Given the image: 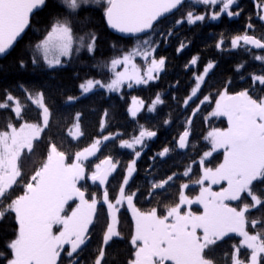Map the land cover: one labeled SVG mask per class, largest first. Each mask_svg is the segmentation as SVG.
Masks as SVG:
<instances>
[{
	"label": "snow or ice",
	"instance_id": "snow-or-ice-1",
	"mask_svg": "<svg viewBox=\"0 0 264 264\" xmlns=\"http://www.w3.org/2000/svg\"><path fill=\"white\" fill-rule=\"evenodd\" d=\"M191 5L205 6L206 13L188 10L173 21L175 27L170 26L167 31L161 29L169 14ZM254 8L257 9L255 19L248 17L244 33L231 38L230 49L222 35L216 44L218 50L231 51L249 45L264 50V32L259 37L255 35L256 20L264 28V0H256ZM91 10L100 11L108 28L121 38H135V43L130 49H117V54L104 64L111 74L107 81L85 78L78 84L80 94L66 97V106H74L87 94L97 91L111 94L120 93L125 86L129 89L147 86L166 70V58L157 56V51L162 42L176 34L180 25H196L209 18L216 21L222 14L231 19L239 17L243 11L239 0H0V56L22 38L36 17L48 11L44 33L30 57L34 69L54 73L81 53L94 59L98 34L93 29L76 27L77 22L83 23L81 16L87 20L86 13ZM183 50L181 43L177 52ZM253 59L260 62L261 69L259 73H248L247 88L231 92L233 81L226 79L216 93L218 98L210 115L226 118L227 127L211 128L204 137L210 148L203 151L200 159H193L182 173L153 180L146 193L126 189L136 171V160L142 154L137 146L142 149L145 140L155 138L157 131L140 125L138 135L120 140L119 147L133 150L135 159L126 166L117 194L110 196L106 186L117 172L119 162L108 156L96 163L94 169L86 162L96 156L102 143L118 137L104 135L96 139L90 147L75 152L74 162L67 163L66 153L46 135V130L50 131L55 123L51 96H46L43 89L34 91L21 86L22 99L5 89L0 98V110L10 112L12 117L0 129V223L9 219L15 228L14 237L6 245L7 252L0 251V264H64V257L67 264H109V249L117 239H123L119 212L124 205L133 219L128 242L134 251L126 264H221L216 258L217 249L232 235L240 239L231 245L230 252L223 254L222 264H264V54H253ZM246 63L242 61L235 68L241 73V79ZM191 66H199L198 58L191 59ZM19 67L27 65L21 60ZM215 67L208 62L202 74H196L186 99L174 97L177 107L182 106L189 118L184 121V130L175 145L163 147L157 153L159 158L177 149L189 148L191 117L200 111V105L213 101L211 95H204L201 89ZM163 103L157 94L147 111L154 112L156 106ZM143 104L142 100L132 98L133 106L128 112L133 119L137 118ZM32 106L38 111L37 122L26 119ZM82 115L77 112L67 130V135L73 139L83 135ZM13 119L21 123L17 126ZM44 139L48 140L46 156L25 180L21 158L26 153L33 154L37 142ZM221 151L222 161L215 167L207 166L213 154ZM197 163L202 174L192 183L199 186L198 195H186L185 189L190 185L184 183L178 202L166 206L163 213L156 207L149 211L136 207L138 195L151 199L167 191L179 176L191 178L192 165ZM81 181H91L103 191L89 196L86 187L78 186ZM213 186L220 187L213 190ZM70 202H76L75 206ZM193 204L199 205L202 212H193ZM101 215L104 221L99 226L95 254L83 256Z\"/></svg>",
	"mask_w": 264,
	"mask_h": 264
},
{
	"label": "trees",
	"instance_id": "trees-1",
	"mask_svg": "<svg viewBox=\"0 0 264 264\" xmlns=\"http://www.w3.org/2000/svg\"><path fill=\"white\" fill-rule=\"evenodd\" d=\"M256 0H239V8L243 11L239 17L228 18L225 15L218 22L206 19L204 22H197L196 25L187 23L180 25L175 35L166 42H162L157 51V56L166 58V70L159 74V79L149 83L147 86L134 88H123L120 93H107L97 91L90 93L77 102L74 106H66L65 101L68 95H79L78 84L85 78H100L107 81L110 77L103 67L113 56L117 54V49H130L135 43V38H121L112 34L98 10H91L87 15V20L81 16L76 27L81 30L93 29L99 36L95 58L81 53L79 57H74L70 64L63 69H57L54 73L46 74L35 70L30 63L34 45L42 38L49 12L45 11L41 16L36 17L31 28L23 35L17 46L0 59V98L5 89L11 90L13 94L23 99L24 93L21 86L34 91L43 89L46 96H51L52 106L54 107V119L50 131L46 130V135L55 140L58 146L63 150L68 159L67 163L74 162V154L77 151L90 147L96 139H102L104 135L116 136L118 139L109 140L102 143L100 151L96 158L87 162L90 169L100 160L111 156L118 161L117 172L110 177L107 190L110 196L117 194L118 188L122 184V178L125 175L126 166L135 159L133 150L122 149L119 147L121 139L130 140L133 136L139 134L140 125H144L150 130L157 131V136L153 139H146L141 150L142 154L136 160V171L126 190L139 193H146L153 180H159L172 173H182L189 166L193 159L198 161L203 151L210 148V145L204 140L205 135L211 128H226L227 121L222 118L211 117V112L215 107L216 93L222 88L226 79L233 81L230 91L237 92L248 87L250 80L249 72H260L261 64L253 59V54H264V52H255L249 46H242L236 50L220 51L216 48L223 35L225 45L230 49V40L237 34H243L245 24L249 16L255 19L257 9L254 8ZM188 10H193L199 14H205V6L191 5L185 7L176 14L168 17L161 25V29L167 31L169 27H175L173 21L181 18ZM209 13V12H207ZM256 22L255 35L260 36L264 32L258 20ZM157 31H160L158 29ZM184 45L182 52H177V48ZM115 45V49L113 48ZM248 49V51H245ZM192 58H198V67L190 66ZM23 60L26 68L19 67V62ZM246 61V68L241 73L235 71L236 66ZM208 62H212L216 67L206 77V84L202 85L204 95H211L212 103L200 105V111L192 118L190 146L185 150L177 149L169 156L161 159L157 156L163 147L172 148L176 139L184 130V121L189 118L188 112L183 107H177V99H186L190 95L191 87L194 86V80L197 73L202 74V68ZM96 66V67H94ZM77 75L79 79H77ZM159 94L164 103L157 105L154 112L149 113L148 107L154 103L156 95ZM136 97L144 102V107L133 119L128 112L132 107V98ZM83 113L81 127L83 135L79 139H73L67 135L68 128L71 127L73 116L77 113ZM105 113L107 115H105ZM181 113H184L183 115ZM10 112L0 110V129L6 126ZM26 119L29 122L39 120L38 111L34 106L27 112ZM170 121V123H165ZM18 126L21 121L14 120ZM33 154H25L20 161V167L24 179L27 180L33 172L39 167L41 161L46 156L48 140L44 139L37 142ZM155 158V159H153ZM223 159L222 152L215 154L209 159L207 166L215 167ZM202 174L201 167L197 164L192 165L191 178L179 176L168 188L161 194L153 198L147 195H138L135 205L142 211H149L153 207L159 209L161 213L165 211L166 206L178 202L179 192L182 184L188 183L190 186L185 189V194L195 197L199 193V186L194 185L192 181L196 180ZM80 186L87 189V195L99 194L102 190L93 185L91 181H83ZM22 189H18L20 191ZM74 204L72 203V206ZM195 212H200L197 207L192 208ZM253 216L256 213L252 214ZM104 216L101 215L97 222L96 232L93 239L89 242L83 256L95 254L97 240L99 238V226L103 224ZM119 230L123 239H117L109 249V264H126L134 249L129 244V238L133 231L132 214L127 206H121L119 212ZM15 225L11 220L6 219L0 223V251L7 252L6 245L14 237ZM249 231H253L249 228ZM240 238L232 235L222 242L217 249L216 258L221 261L223 254L231 251V245L238 242ZM64 264H67V258L64 257Z\"/></svg>",
	"mask_w": 264,
	"mask_h": 264
},
{
	"label": "rangeland",
	"instance_id": "rangeland-1",
	"mask_svg": "<svg viewBox=\"0 0 264 264\" xmlns=\"http://www.w3.org/2000/svg\"><path fill=\"white\" fill-rule=\"evenodd\" d=\"M218 7H219V6L217 5L216 8L218 9ZM210 14H211V13H210V11H209V13H207V15L210 16ZM223 15H225V14H222V16H223ZM222 16H221V17H222ZM219 20H220V19L216 20L215 22H218ZM210 21H212V20L210 19ZM137 62L140 63V61H137ZM117 70H121V69H117ZM155 81H156V80H155ZM150 83H151V82H150ZM137 87H139V86H137ZM124 88H127V87L125 86ZM87 95H88V94H87ZM132 106H133V105H132ZM143 107H144V105H143ZM143 107L141 108V110L143 109ZM141 110L139 111V113L141 112ZM219 118H222V119H225V120H226V118H223V117H219ZM226 121H227V120H226ZM139 147L141 148V146H137V148H139ZM221 152H222V151H221ZM97 153H98V152H97ZM217 153H220V152H216V153H214L213 156H214L215 154H217ZM96 156H97V154H96ZM96 156L90 157L89 160L96 158ZM211 158H212V157H211ZM211 158H210V159H211ZM89 160H88V161H89ZM88 161H87V162H88ZM87 162H86V163H87ZM81 182H83V181H81ZM81 182H80V184H81ZM78 186H80V185H78ZM219 187H220V186H213V190H218ZM70 203H71V204L73 203V204H74L73 207H74L76 202H70ZM193 207H197V208H199V209H200V212H202V208H201L199 205L193 204V205L191 206V210H192L193 212H195V211L192 209ZM200 212H196V213L198 214V213H200ZM131 214H132V213H131Z\"/></svg>",
	"mask_w": 264,
	"mask_h": 264
},
{
	"label": "water",
	"instance_id": "water-1",
	"mask_svg": "<svg viewBox=\"0 0 264 264\" xmlns=\"http://www.w3.org/2000/svg\"><path fill=\"white\" fill-rule=\"evenodd\" d=\"M186 2H187V0H186ZM176 12H174L173 14H169L168 15V17H170V16H172V15H174ZM107 26V25H106ZM108 28V27H107ZM28 30V29H27ZM26 30V31H27ZM108 30L112 33V34H114V35H116V36H119V37H121V35L119 34V33H116V32H114L113 30H111L110 28H108ZM26 33V32H25ZM24 33V34H25ZM23 34V35H24ZM23 37V36H22ZM123 38H125V39H129V38H133V37H123ZM21 39L22 38H18V40L16 41V43L13 45V47L9 50V52L10 51H12L16 46H17V44L21 41ZM249 47L253 50V51H255V52H264V50H259V49H255V48H252V46H250L249 45ZM8 52V53H9ZM7 55V53L5 54V55H3V56H0V59L1 58H4L5 56ZM109 180H110V178H109ZM98 186V185H97ZM99 187V186H98ZM107 187V186H106ZM102 191H103V189H101Z\"/></svg>",
	"mask_w": 264,
	"mask_h": 264
}]
</instances>
